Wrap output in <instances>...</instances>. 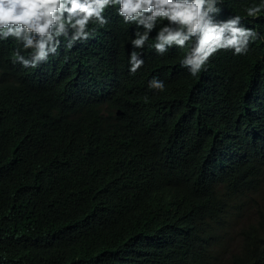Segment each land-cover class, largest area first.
<instances>
[{
    "label": "trees",
    "instance_id": "trees-1",
    "mask_svg": "<svg viewBox=\"0 0 264 264\" xmlns=\"http://www.w3.org/2000/svg\"><path fill=\"white\" fill-rule=\"evenodd\" d=\"M118 7L35 69L0 40V264H264V0H219L215 21L239 15L260 38L195 77L187 46L152 47L158 21L138 75L158 110L137 119L97 87L143 32Z\"/></svg>",
    "mask_w": 264,
    "mask_h": 264
},
{
    "label": "clouds",
    "instance_id": "clouds-1",
    "mask_svg": "<svg viewBox=\"0 0 264 264\" xmlns=\"http://www.w3.org/2000/svg\"><path fill=\"white\" fill-rule=\"evenodd\" d=\"M219 0H0V40L14 38L18 45L13 54V64L35 69L57 54L61 38L67 47L77 41H87L95 33L90 23L103 27L108 23L103 13L109 6L118 7L124 23L135 22L142 27L135 39L125 49L119 66L120 75L108 73L101 77L97 87L107 90L119 114L127 109L137 118H149L157 112L156 104L148 107L138 81L139 69L144 61V48L158 21L167 23L160 27L152 45L159 55H164L173 45L187 52L181 61L192 76L206 68L209 57L221 49H231L235 55H244L252 41L260 34L241 26V17L215 21L221 9ZM261 11L257 5L247 9L255 17ZM123 78V79H121ZM149 88L165 91L163 81L149 80Z\"/></svg>",
    "mask_w": 264,
    "mask_h": 264
},
{
    "label": "rangeland",
    "instance_id": "rangeland-1",
    "mask_svg": "<svg viewBox=\"0 0 264 264\" xmlns=\"http://www.w3.org/2000/svg\"><path fill=\"white\" fill-rule=\"evenodd\" d=\"M263 200H264V195H263ZM257 200L261 202V197H257ZM255 209L253 208H247L246 212L244 213L242 217V222L241 220L239 221V225L235 226L232 231L230 232V240H232V243L234 245V248L239 249L240 245V240L242 239L241 237V228L242 226L247 225V222L255 215Z\"/></svg>",
    "mask_w": 264,
    "mask_h": 264
}]
</instances>
